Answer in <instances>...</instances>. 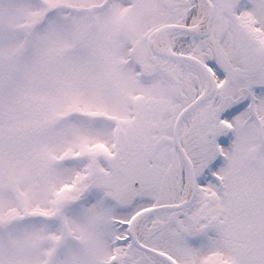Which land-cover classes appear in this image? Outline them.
I'll list each match as a JSON object with an SVG mask.
<instances>
[{
  "label": "snow or ice",
  "instance_id": "snow-or-ice-1",
  "mask_svg": "<svg viewBox=\"0 0 264 264\" xmlns=\"http://www.w3.org/2000/svg\"><path fill=\"white\" fill-rule=\"evenodd\" d=\"M0 264H264V0H0Z\"/></svg>",
  "mask_w": 264,
  "mask_h": 264
}]
</instances>
